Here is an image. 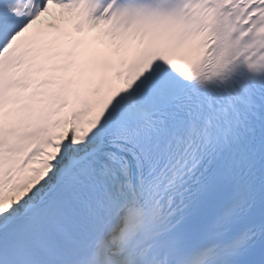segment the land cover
<instances>
[{"label":"snow or ice","instance_id":"snow-or-ice-1","mask_svg":"<svg viewBox=\"0 0 264 264\" xmlns=\"http://www.w3.org/2000/svg\"><path fill=\"white\" fill-rule=\"evenodd\" d=\"M0 264H264V0H0Z\"/></svg>","mask_w":264,"mask_h":264}]
</instances>
